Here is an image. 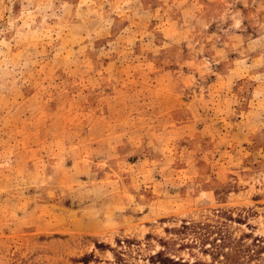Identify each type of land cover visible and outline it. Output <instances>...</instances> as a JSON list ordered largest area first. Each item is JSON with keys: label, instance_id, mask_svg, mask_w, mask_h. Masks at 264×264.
Wrapping results in <instances>:
<instances>
[{"label": "rangeland", "instance_id": "1", "mask_svg": "<svg viewBox=\"0 0 264 264\" xmlns=\"http://www.w3.org/2000/svg\"><path fill=\"white\" fill-rule=\"evenodd\" d=\"M0 264H264V0H0Z\"/></svg>", "mask_w": 264, "mask_h": 264}]
</instances>
